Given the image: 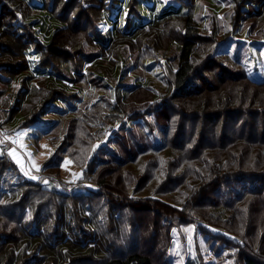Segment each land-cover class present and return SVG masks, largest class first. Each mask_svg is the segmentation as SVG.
<instances>
[{
    "label": "trees",
    "instance_id": "1",
    "mask_svg": "<svg viewBox=\"0 0 264 264\" xmlns=\"http://www.w3.org/2000/svg\"><path fill=\"white\" fill-rule=\"evenodd\" d=\"M206 1L218 6L229 4L231 12L238 15L233 33H245L264 43V0ZM145 2L150 3L0 0V73L27 84V95L18 98V112H5L6 118L14 119L16 124L36 125L29 137L36 142L40 136L61 133L64 126L59 123L60 117L68 112L74 95L80 99L94 87L100 96H107L102 107L109 112L104 114L107 121L97 122L100 132L105 135L109 123L120 126L110 129L114 130V139L95 155L91 178L98 191L69 194L62 199L53 183L33 182L16 185L10 197L3 193L0 201L5 200L11 207L40 194L58 214L54 222L48 217L33 229L23 216L11 218L4 213L16 208L0 204V264H65L74 260L171 264L172 231L177 224L186 223L206 224L218 230L215 236L204 231L213 236L206 238V243H212L218 264H225L219 255L225 245L238 264H264V78H256V73L249 75L246 70L214 69L219 60L214 52L209 55V64H199L198 56L206 51L205 42L201 43L206 39L199 35L194 19L200 0H193L195 8L167 6L158 19L143 24L141 8L154 9ZM132 3L133 9H129ZM128 10L132 18L113 16ZM120 17L124 22L118 25ZM53 21L60 27L54 29ZM99 23L112 28L99 34ZM150 29L163 50L164 41L170 42L171 29L179 30V37L174 39L178 50L174 57H168L176 66L163 92L170 101L166 107L161 103L151 105L157 93L149 92L150 79H141L136 70L130 71L132 47ZM216 34L215 27L212 44ZM89 46L95 49L89 52ZM49 68L53 70L49 72ZM33 78L40 79L39 88ZM129 78L136 83H124ZM1 96L2 91L0 108L7 111L10 101ZM170 116L193 123V129L186 124L177 135L180 143L174 148L162 143L169 127L161 121ZM75 138L72 133V143ZM152 154L162 155V167L159 161L153 168L139 166ZM6 158L0 156V165ZM48 164L45 170L58 171L60 163L56 159ZM73 200L80 202L79 207ZM61 213L70 215L71 220H63ZM102 218L106 224L103 228ZM91 227L102 233L97 230L91 239L85 235V229ZM122 227L130 230L129 241L126 247L115 249L109 241L119 240Z\"/></svg>",
    "mask_w": 264,
    "mask_h": 264
},
{
    "label": "rangeland",
    "instance_id": "2",
    "mask_svg": "<svg viewBox=\"0 0 264 264\" xmlns=\"http://www.w3.org/2000/svg\"><path fill=\"white\" fill-rule=\"evenodd\" d=\"M149 1L150 3L145 2V4L150 6L153 5L154 9L151 10V7L148 8L147 6L141 8L143 24L148 23L152 19H158L161 14L164 13V10L167 9V6L179 7L181 5H190L189 7H193L194 5L193 0H166V2L165 0ZM197 5L199 6L197 8L198 14L194 16L196 20L195 27L198 28L199 35L206 39L201 42L202 45L205 42L206 51L204 56H198L199 64H209L208 59H211L209 55L212 56L214 52V56L219 58V60L215 59L218 63L215 62L217 65L213 66L214 69H228L230 71L246 70V72L249 71V75H251V73H256V78H264V70H261L264 62V43L263 41H256L253 38H249L245 33H241L240 35H235L233 33L236 31L234 22L238 24L236 20L238 18L237 12L235 11V14L232 13L231 8H228V6H230L229 4H227L228 6L224 4L218 6L217 3L213 2L210 4L206 0H200ZM133 6L134 3H132V7L129 9H133ZM112 10L113 9H111V12L113 13ZM120 13L121 14L113 16L119 18L120 15L127 17V19L133 17L131 15V10L125 11V13L121 11ZM60 14L62 13L59 12V15ZM123 17H120L121 22L118 25L123 24ZM53 23L54 29L60 27L58 22L53 21ZM124 24L126 27L129 23L127 21ZM215 27L217 28L216 40L215 43L212 44ZM96 28L99 34H105L110 31L112 26L99 23ZM171 30L172 35L170 36V42L162 39L164 41L163 45L166 46L165 50L161 49L160 43H157L158 40L155 39L152 29L144 31L143 35L146 33L144 39L142 41H136L132 47L134 57L129 64L131 66L130 71L136 70V73L141 76V79H150L151 86L149 92H151L152 95H154V91L157 93L156 97H153L154 99L151 97L152 100L150 99V104L161 103V107H166L168 104L170 105V101L166 96L163 97V92H165L167 88L165 86L170 79L169 74L176 66L173 58L168 57H174V54H176L178 50V46H176L178 42L174 41V39L179 37V30ZM145 39H147L149 43H146L147 41H144ZM242 45H244V47H242ZM94 49L95 48L92 46L87 48L89 52H92ZM258 49H260L261 52L258 53ZM128 55L129 53L127 57ZM238 56L241 57L240 61H235L234 58ZM153 58L156 60L150 61ZM48 70L50 72L53 68H49ZM257 73H259V75ZM128 75L131 77L132 74ZM39 82L40 79L33 78V84L38 88L40 87ZM124 83L134 84L136 82L129 78ZM11 84L12 86H10ZM21 84L22 82L18 83L13 76L9 75L3 77L0 73L1 97L2 99H9L10 101L7 111L3 110V107L0 108V124L3 123V125H0V156L5 155L7 157L0 165V199H2L3 193L10 197L16 185L33 182H40L45 185L53 183L54 189L62 199L69 194L80 196L94 189L98 191L95 182H93L91 178L93 169L96 166L95 161L97 159L95 160V155L101 146H106L108 141L114 139V130L110 132V129L112 127H114L113 129L120 127L119 123H109L106 128V134L104 135L100 132L101 126L97 122L100 119L107 121L104 114L109 112L105 107H102L105 102H107V96H100L98 91H96L97 88L94 87L92 89H87V92H85L80 99L73 94L74 100H72L68 112L62 115L59 120V123H62L64 126V129L62 131L60 130L61 133L40 136V139L35 142L29 137L33 130L32 127L36 125L29 126L28 122H19L16 124L14 119L9 121L5 116V112L8 111L9 113L13 112V114H16L20 105L18 98H23V94L25 93L27 95V92L24 90L27 84ZM167 113L170 114L169 111H167ZM79 116H82V118L79 119ZM17 117L18 116H16V119ZM161 122L163 124H168L167 127H169L168 135L166 137L162 136V143L171 148L179 145L180 142H177V135L185 130L186 124H188V128L193 129L192 122L185 123L180 121V117L173 118V116H170L168 119L165 118ZM134 129L141 134L138 126H135ZM187 132L193 136V133ZM19 133H24V135H18ZM72 133L76 136L74 143L70 140ZM144 133L146 132L144 131ZM150 134H152L151 130ZM67 137L70 141H67ZM161 157L162 155L160 154H152L142 159L143 162L139 164V166L146 164L148 168H153L159 161L162 167L163 163L161 162ZM52 159H56L60 163L57 172L51 168L49 170L44 169V166L49 165L48 163ZM129 169L133 171L135 168L131 166ZM32 177H35V179ZM40 188L43 189L42 186H40ZM35 197L38 198H34L32 201L29 200L27 202L20 201L17 204H13L12 207L11 204L5 202V200H1L0 204L5 205L9 209L16 208L15 210H10V212L4 211V213L11 218L18 217V215L23 216L27 226L37 229V223H42L48 217L51 221L53 219L52 222H54L58 212L52 209L51 206L49 207L48 205L50 203L46 201V199L41 198L42 196H40V194ZM72 202L79 207L80 202L77 200H73ZM57 203L61 204L62 200L57 201ZM15 213L17 214L13 216ZM89 214L90 213L87 212V215ZM142 215L149 216L148 214ZM59 216H63V220L65 218L69 219L70 217V215L68 216L67 214H59ZM258 218L259 216L257 219ZM69 220H71V218ZM103 221L104 218L100 219L102 228L106 227ZM72 223V229H74L75 221ZM56 225V228H58L57 223ZM200 225H203L202 228L199 227ZM125 229L126 230L122 227L119 240L116 241L114 238L110 239L109 243L112 242L115 244V249H121V247L124 248L127 246L129 241L127 233L131 232L128 227ZM42 230L44 232L46 231L44 228H42ZM97 230L102 233L99 228L91 227L85 229V235L93 239L94 233ZM216 230L217 229L214 227L206 224H177L172 231L173 241L170 248L171 264H218L219 262H217L215 252H213L212 243H206V238H213V236H207L209 234L204 233V231H208L215 236L218 231ZM54 231L55 230L52 232L54 233ZM81 231H84V229ZM78 232V230H75L76 234H78ZM116 244L119 246L117 247ZM221 248L219 255L223 256L222 260L225 261V264H238V259H234L227 253V250H225L226 245L225 248L224 246H221ZM31 258L32 257H30V259ZM97 263L98 262L92 260L86 263L74 260L65 264Z\"/></svg>",
    "mask_w": 264,
    "mask_h": 264
},
{
    "label": "snow or ice",
    "instance_id": "3",
    "mask_svg": "<svg viewBox=\"0 0 264 264\" xmlns=\"http://www.w3.org/2000/svg\"><path fill=\"white\" fill-rule=\"evenodd\" d=\"M166 2V0H165ZM18 135H24V133H19ZM11 154V153H10ZM33 179H35V177H32ZM46 182V181H45Z\"/></svg>",
    "mask_w": 264,
    "mask_h": 264
}]
</instances>
